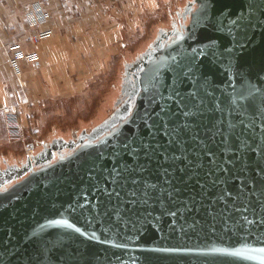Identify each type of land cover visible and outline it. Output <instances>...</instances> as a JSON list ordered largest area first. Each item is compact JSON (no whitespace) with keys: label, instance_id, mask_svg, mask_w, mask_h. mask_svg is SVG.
Listing matches in <instances>:
<instances>
[{"label":"water","instance_id":"obj_1","mask_svg":"<svg viewBox=\"0 0 264 264\" xmlns=\"http://www.w3.org/2000/svg\"><path fill=\"white\" fill-rule=\"evenodd\" d=\"M182 4L73 154L0 152V264H264V0Z\"/></svg>","mask_w":264,"mask_h":264},{"label":"crops","instance_id":"obj_2","mask_svg":"<svg viewBox=\"0 0 264 264\" xmlns=\"http://www.w3.org/2000/svg\"><path fill=\"white\" fill-rule=\"evenodd\" d=\"M41 3L50 15L48 23L31 28L26 13L31 3ZM180 0H0V152L12 153L5 141L1 109L16 105L20 118L26 121L38 114L46 96L45 84L57 74H75L86 57H104L109 52L111 35H118L123 24L149 15L158 22L174 10ZM147 9V10H146ZM147 12H146V11ZM133 23V24H134ZM148 24V25H149ZM40 35L39 55L35 61L21 60V76L10 69L6 49L34 52L33 35ZM10 52V53H11ZM81 58L78 61L77 59ZM92 64H89V67ZM94 67V66H93ZM93 67L91 72H93ZM48 81V82H47ZM72 81L67 77L65 83ZM55 86V85H54ZM51 87V93L53 91ZM30 100L32 106L29 105ZM34 100V101H33ZM27 105V106H26ZM36 105V107H35ZM27 149L25 148V153Z\"/></svg>","mask_w":264,"mask_h":264},{"label":"rangeland","instance_id":"obj_3","mask_svg":"<svg viewBox=\"0 0 264 264\" xmlns=\"http://www.w3.org/2000/svg\"><path fill=\"white\" fill-rule=\"evenodd\" d=\"M182 1L184 4L185 0ZM152 18L154 17L149 15L143 16L135 23L132 18L131 27L125 22L123 29H117L120 30L117 36L111 35L106 56L86 57V60H83L86 64L83 63V67H80L81 62L78 63L80 69L75 74L55 75L53 82L45 84L46 96L41 99L43 102L40 103L38 114L26 121V124L20 118L17 106L13 105L23 126V138L9 143L4 119L3 131L5 141L12 146L10 150L18 158H15L16 160L24 159L25 148L29 144L34 147V150L29 147V150L34 152L37 147L42 148L40 146L42 142H48L52 138L74 139L82 130H89L110 115L120 94L119 86L124 63L130 62L137 53L145 49L153 40L157 27L163 20L149 24ZM79 59L81 58L77 60L81 61ZM90 63L92 65L89 67ZM71 76L72 81L66 84L67 77ZM51 87L54 89L52 93ZM29 105H33L31 100Z\"/></svg>","mask_w":264,"mask_h":264},{"label":"flooded vegetation","instance_id":"obj_4","mask_svg":"<svg viewBox=\"0 0 264 264\" xmlns=\"http://www.w3.org/2000/svg\"><path fill=\"white\" fill-rule=\"evenodd\" d=\"M192 9L191 6H187L181 11V16L178 15H168L165 19L161 21V25L157 28L155 36L153 40L145 47V49L134 56L130 62H125L121 74L120 86L119 88L123 89V91L119 94L114 102V108L110 115V117L116 110L118 112L119 108L124 105L125 103H133L134 98L132 96L133 85L136 84V80L138 78V72L141 71L139 69L140 64H137V61L142 58L144 53H150L157 55L159 53V49L166 45L173 36H170V32H178L186 23L187 21V14ZM177 11V10H176ZM128 88V89H127ZM132 97V99H131ZM107 117V118H108ZM97 125V124H96ZM95 125V126H96ZM95 126L91 127L89 130H82L80 134H78L74 139L72 138H63L59 140L57 138H52L48 142H42L40 146L42 148L37 147L34 156L35 159V166L34 168L37 169L39 167H46L61 157H66L74 153L77 149L78 143L82 141H78L82 139H87L86 136L91 129ZM44 157L43 159H41Z\"/></svg>","mask_w":264,"mask_h":264},{"label":"built area","instance_id":"obj_5","mask_svg":"<svg viewBox=\"0 0 264 264\" xmlns=\"http://www.w3.org/2000/svg\"><path fill=\"white\" fill-rule=\"evenodd\" d=\"M49 18L50 15L48 10H46V8L38 2L31 3L30 8L26 13V21L31 28H38L39 26L48 23ZM31 42L34 47V52L30 54H25L22 51L11 52L9 49H6L8 63L15 77L21 76L19 61L24 59L35 61L38 59L41 36L38 34L33 35L31 37ZM15 111L16 109L13 105L2 108V113L4 116V128L8 136L7 141L9 143L17 142L23 138V126L20 119L18 118V114ZM26 149L29 150L28 147Z\"/></svg>","mask_w":264,"mask_h":264},{"label":"bare ground","instance_id":"obj_6","mask_svg":"<svg viewBox=\"0 0 264 264\" xmlns=\"http://www.w3.org/2000/svg\"><path fill=\"white\" fill-rule=\"evenodd\" d=\"M30 149V148H29ZM31 149H33L34 150V147H32ZM28 150V149H27ZM33 150H28L27 152H26V154L27 155H30V154H33L34 152H36L37 150H35L34 152H33Z\"/></svg>","mask_w":264,"mask_h":264}]
</instances>
